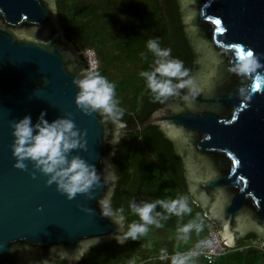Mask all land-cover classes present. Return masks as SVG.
<instances>
[{"label":"water","instance_id":"water-1","mask_svg":"<svg viewBox=\"0 0 264 264\" xmlns=\"http://www.w3.org/2000/svg\"><path fill=\"white\" fill-rule=\"evenodd\" d=\"M50 3L0 0V264H77L81 259L62 258L51 247L74 254L78 241L91 237L123 244L116 236L125 225L101 215L98 200L113 183L105 176L121 137L148 125L173 144L188 193L221 239L236 246L253 233L264 244V66L258 82L229 70L234 45L251 49L264 65V0H178L193 53L184 79L192 83L145 120L120 124L76 105L73 81L86 61ZM42 110L49 121L72 119L80 131L84 146L69 156L82 157L100 175L90 194L69 199L32 161L15 166L11 122L30 115L35 123Z\"/></svg>","mask_w":264,"mask_h":264},{"label":"trees","instance_id":"trees-1","mask_svg":"<svg viewBox=\"0 0 264 264\" xmlns=\"http://www.w3.org/2000/svg\"><path fill=\"white\" fill-rule=\"evenodd\" d=\"M55 5L64 36L80 52L93 49L97 71L115 82L116 97L124 109L120 117L123 122L145 120L166 102L153 99L139 74L154 65L155 57L146 46L149 39L158 37L162 47H171L172 56L183 61L188 75L192 71L193 53L181 22L178 0H55ZM111 166L118 177L112 207H123L125 231L132 221L142 222L131 210L132 201L140 204L183 196L191 211L178 216L158 204L153 214H162L157 217L162 226L149 227L164 230L165 236L151 240L128 238L123 244L114 240L95 243L77 264H173L175 254L200 241L211 221L188 193L181 157L156 125L123 135ZM189 222L199 224V229L182 232V226ZM252 239L257 238L249 233L236 247ZM259 256H264V252L255 248L236 249L211 264H258ZM186 257L185 264H207L200 258Z\"/></svg>","mask_w":264,"mask_h":264},{"label":"clouds","instance_id":"clouds-1","mask_svg":"<svg viewBox=\"0 0 264 264\" xmlns=\"http://www.w3.org/2000/svg\"><path fill=\"white\" fill-rule=\"evenodd\" d=\"M50 8L55 13L56 5L50 3ZM2 11V10H0ZM31 39V37H28ZM147 49L155 57L154 65L139 73L144 78L147 89L152 94L155 101L163 102L168 97L179 95L180 89L191 85V79H184L188 76V69L184 67L183 61L178 57L172 56L171 47H162L158 37L147 41ZM236 48L235 62L230 67V71L245 77L253 76L258 82L261 73L257 71L262 66V62L251 49L244 50L242 45H234ZM176 78V79H173ZM77 88L75 96L76 105L85 111H97L102 120H111L118 124L121 123L120 117L124 114V109L120 107L116 97L115 82L110 81L99 71H85L82 75L75 77L73 81ZM198 90L191 94L195 96ZM185 100L189 97L186 95ZM159 111H162L159 110ZM12 153L16 157L15 166L25 168V161L33 162L41 173L47 176V183L55 182L58 191L66 194L67 198H73L77 193L90 194L93 185L100 183V175L94 165L89 164L85 159L78 155L69 156L72 149L83 147L81 133L76 128L72 119L59 117L49 121L45 118L42 110L33 123L30 115H25L19 120L11 122ZM111 168V165H108ZM118 179L115 171H108L105 176L106 182H113L107 192L99 198L98 205L101 215L110 217L118 226L123 228L126 217L123 207L113 209L112 196L115 189V181ZM161 205L170 214L182 215L190 212L186 197H177L171 200L157 199L152 202L136 203L132 201L131 210L137 214L140 221H132L128 224L127 230L116 239L124 243L128 238L138 239L140 235L149 230V225L155 224L162 226L157 218L162 214L153 210L157 205ZM200 225L189 222L182 226L181 231L187 233L192 228L199 229ZM99 237H91L78 241L79 247L76 252L66 250L62 246L53 245L51 251L59 248L60 256L69 260H79L83 258L89 248L97 243ZM186 256H174L173 264H185Z\"/></svg>","mask_w":264,"mask_h":264},{"label":"built area","instance_id":"built-area-1","mask_svg":"<svg viewBox=\"0 0 264 264\" xmlns=\"http://www.w3.org/2000/svg\"><path fill=\"white\" fill-rule=\"evenodd\" d=\"M81 56L86 61V71H97L98 60L93 49L86 48L81 51ZM212 222L206 230L201 241L196 243L194 246L189 247L187 250L175 254V256H188L192 259L200 258L207 264L213 263L217 258L235 250L233 246H230L221 239L219 232ZM255 248L264 252V244L259 242L257 239H253L250 243L241 247V249ZM163 258V257H160Z\"/></svg>","mask_w":264,"mask_h":264},{"label":"rangeland","instance_id":"rangeland-1","mask_svg":"<svg viewBox=\"0 0 264 264\" xmlns=\"http://www.w3.org/2000/svg\"><path fill=\"white\" fill-rule=\"evenodd\" d=\"M127 17V15L125 16V18ZM214 224V223H213ZM215 226V225H214ZM216 227V226H215ZM217 228V227H216ZM177 233V235L178 234H180L179 232H174V234H176ZM204 234H205V232H204ZM204 234H202V237H201V239L203 238V236H204ZM166 235V233H165V231L164 230H161V229H158V228H156V227H149V230H148V232L147 233H145V234H142V235H140L139 237H142V238H147V239H152V237H160V236H165ZM185 236H189L188 234H185ZM201 239H200V241H201ZM240 243V242H239ZM238 243V244H239ZM257 260H258V264H264V256H259L258 258H257Z\"/></svg>","mask_w":264,"mask_h":264},{"label":"bare ground","instance_id":"bare-ground-1","mask_svg":"<svg viewBox=\"0 0 264 264\" xmlns=\"http://www.w3.org/2000/svg\"><path fill=\"white\" fill-rule=\"evenodd\" d=\"M216 229H217V228H216ZM217 231H218V230H217ZM252 240H253V239H252ZM252 240H250V242H251ZM250 242H249V243H250ZM259 242H260V241H259ZM236 246H237V245H236ZM236 246H233V247L235 248V250H236V249H241V247H242V246H240V247H236ZM243 246H244V245H243ZM242 249H243V248H242ZM246 249H247V248H246ZM217 259H218V258H217Z\"/></svg>","mask_w":264,"mask_h":264},{"label":"snow or ice","instance_id":"snow-or-ice-1","mask_svg":"<svg viewBox=\"0 0 264 264\" xmlns=\"http://www.w3.org/2000/svg\"><path fill=\"white\" fill-rule=\"evenodd\" d=\"M234 119H235V117H234Z\"/></svg>","mask_w":264,"mask_h":264},{"label":"flooded vegetation","instance_id":"flooded-vegetation-1","mask_svg":"<svg viewBox=\"0 0 264 264\" xmlns=\"http://www.w3.org/2000/svg\"><path fill=\"white\" fill-rule=\"evenodd\" d=\"M82 57V56H81Z\"/></svg>","mask_w":264,"mask_h":264}]
</instances>
